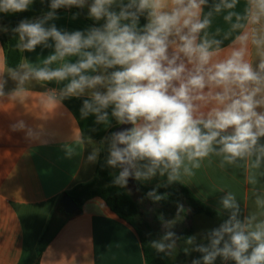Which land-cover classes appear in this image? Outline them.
<instances>
[{
    "label": "clouds",
    "instance_id": "obj_1",
    "mask_svg": "<svg viewBox=\"0 0 264 264\" xmlns=\"http://www.w3.org/2000/svg\"><path fill=\"white\" fill-rule=\"evenodd\" d=\"M34 3L0 0V13L26 12ZM47 7L15 27L0 25V33L14 34L20 53L51 49L38 62L0 69V99L23 103L35 84L54 109L81 99L82 120L93 116L105 129L113 120L131 125L101 144L105 165L118 170L114 186L161 178L142 200H166L170 193L159 189L184 184L212 157L222 169L240 170L254 210L243 215L236 193L221 189L222 223L181 237L173 230L185 212L178 203L176 218L161 216L165 231L149 245L170 256L182 239L185 255L200 254L191 264L218 258L221 264H264V0H47ZM73 8L71 19L86 9L93 23L72 31L58 27V10ZM216 17L228 26L223 38L219 30L210 32ZM9 81L14 87L6 90ZM13 128L24 130V121ZM91 143L79 131L65 154L79 155ZM100 151L93 147L87 162H98Z\"/></svg>",
    "mask_w": 264,
    "mask_h": 264
},
{
    "label": "crops",
    "instance_id": "obj_2",
    "mask_svg": "<svg viewBox=\"0 0 264 264\" xmlns=\"http://www.w3.org/2000/svg\"><path fill=\"white\" fill-rule=\"evenodd\" d=\"M73 12H58L57 26L72 31L92 24L81 15L71 19ZM217 30L219 38L228 30L222 17L215 18L210 32ZM229 43L230 39L225 40V46ZM50 51L42 52L37 47L35 52L21 53V61L38 62L40 56ZM5 66L0 38V69ZM12 87L14 84L9 81L6 90ZM30 87L23 103L0 99V264H146V245L140 231L119 218L101 198L86 200L69 216L60 210L59 201L66 192L95 178L107 147L101 141L120 125L113 120L112 127L105 129L93 123V116L82 120L81 99L71 98V102L63 101L54 109L43 102V89L35 84ZM21 120L25 129L14 130L13 125ZM93 128L96 130L92 131ZM29 129L32 136L27 134ZM79 131L90 137L92 143L84 146L79 155L68 158L65 145L72 144ZM93 147H100L101 151L98 162L90 164L86 157ZM160 180L157 177L150 182H129L138 191L135 183L153 188ZM183 183L208 210L192 213L186 206L191 213L186 220L194 221L201 232L218 227L226 218V214L218 213L221 189L236 193L243 215L254 210L251 189L240 170L220 168L218 158L206 160L195 176L185 178ZM184 246V241L178 245L182 258L177 264H191L193 258L200 256L195 252L185 255ZM215 264H221V260L218 258Z\"/></svg>",
    "mask_w": 264,
    "mask_h": 264
},
{
    "label": "trees",
    "instance_id": "obj_3",
    "mask_svg": "<svg viewBox=\"0 0 264 264\" xmlns=\"http://www.w3.org/2000/svg\"><path fill=\"white\" fill-rule=\"evenodd\" d=\"M47 10V0L44 4H41L40 0H35L34 5L29 11L8 15L0 13V25H5L9 28L15 27L21 19L40 16ZM71 10L74 12L77 11V9L75 8ZM61 11L65 10H58V12ZM81 16L86 18V13L82 12ZM91 23H93L92 20ZM143 23H145V21L142 18L141 24ZM0 38L4 50L5 64L7 66H15L21 61V53L15 48L16 38L14 37V34L9 31L7 34H2ZM64 101L66 103H69L72 100L67 99ZM102 166L103 164L101 160L98 165L96 176L98 175V173H100ZM104 175H106V173H104ZM94 179L88 184L74 187L70 191L66 192L64 195H68L78 206V209L86 200L93 197H99L106 203L108 208L112 212H114L119 218L123 219L124 221L132 225L134 228L138 229L136 225V222L139 218L137 204L127 194L123 193L112 184L113 179H109L107 177L105 182H107L108 185L106 187H102L101 189L97 186L95 187ZM135 186L137 190L141 193V195H145L149 190L152 189L145 188L139 185L138 183H135ZM159 191L168 192L170 193L169 196L181 198L185 201L186 205L192 210V213L208 212V210L200 203V201H198L187 188H185L179 183L174 184L167 189L161 188L159 189ZM145 255L146 264H172V262H170L165 256L160 253H149L146 250Z\"/></svg>",
    "mask_w": 264,
    "mask_h": 264
},
{
    "label": "rangeland",
    "instance_id": "obj_4",
    "mask_svg": "<svg viewBox=\"0 0 264 264\" xmlns=\"http://www.w3.org/2000/svg\"><path fill=\"white\" fill-rule=\"evenodd\" d=\"M83 12L86 13L87 10L85 9ZM106 157L107 150L104 149L102 154L103 166L101 167L100 173H98V175L94 179L95 187L97 186L100 189L108 185L107 182H105L107 177L109 179H113L114 175L118 174L117 169H112L105 165ZM104 173H106V175H104ZM117 189L127 194L137 204L139 218L136 222V225L144 239L146 250L149 253H157L154 249L150 247L149 242L152 240L159 239L165 231L161 216L164 220L175 219L177 214L178 203H182L184 205L185 212L181 214V217L177 220L176 224L173 227V230L177 233V235L181 237L201 233V230H197L195 228L194 221L191 222L189 220H186L187 218L189 219V215L191 216V213L190 211H187V205L185 201L181 198L175 196H168V198L164 201H161L159 203H153L151 200L146 198L142 200L145 195H141L140 192L134 191V188L132 187L130 182H128L127 188L122 189L117 187ZM186 222L188 224H186ZM197 227H200L199 223H197ZM180 241L178 242V245ZM178 245L177 248L173 250L170 256H166L163 253L160 254L165 256L170 262H172V264H177V260L179 258H182V255L179 254L180 250L178 248Z\"/></svg>",
    "mask_w": 264,
    "mask_h": 264
},
{
    "label": "water",
    "instance_id": "obj_5",
    "mask_svg": "<svg viewBox=\"0 0 264 264\" xmlns=\"http://www.w3.org/2000/svg\"><path fill=\"white\" fill-rule=\"evenodd\" d=\"M121 127H131V125H123V126L120 125L117 131ZM59 204H60V210L65 216H69L73 214L74 212L78 211V206L74 203V201L68 195H65L59 201Z\"/></svg>",
    "mask_w": 264,
    "mask_h": 264
}]
</instances>
